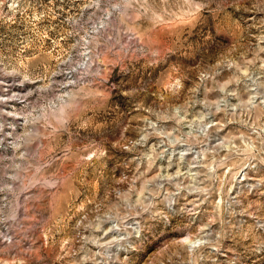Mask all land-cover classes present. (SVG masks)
Wrapping results in <instances>:
<instances>
[{
  "label": "rangeland",
  "instance_id": "374dc122",
  "mask_svg": "<svg viewBox=\"0 0 264 264\" xmlns=\"http://www.w3.org/2000/svg\"><path fill=\"white\" fill-rule=\"evenodd\" d=\"M0 264H264V0H0Z\"/></svg>",
  "mask_w": 264,
  "mask_h": 264
}]
</instances>
